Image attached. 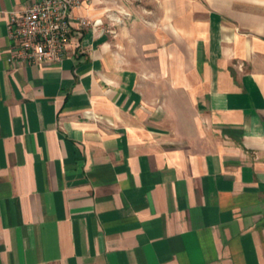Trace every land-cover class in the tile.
<instances>
[{"label":"crops","instance_id":"crops-1","mask_svg":"<svg viewBox=\"0 0 264 264\" xmlns=\"http://www.w3.org/2000/svg\"><path fill=\"white\" fill-rule=\"evenodd\" d=\"M33 2L0 0V264H264V0H84L60 65L12 57Z\"/></svg>","mask_w":264,"mask_h":264},{"label":"built area","instance_id":"built-area-1","mask_svg":"<svg viewBox=\"0 0 264 264\" xmlns=\"http://www.w3.org/2000/svg\"><path fill=\"white\" fill-rule=\"evenodd\" d=\"M84 0H34L25 10L12 12L8 22V35L13 41L12 57L37 64L60 65L68 55L74 37L71 11L81 7ZM99 21H95L97 25ZM89 25L86 18L79 19L81 29Z\"/></svg>","mask_w":264,"mask_h":264},{"label":"rangeland","instance_id":"rangeland-1","mask_svg":"<svg viewBox=\"0 0 264 264\" xmlns=\"http://www.w3.org/2000/svg\"><path fill=\"white\" fill-rule=\"evenodd\" d=\"M102 6L106 10L105 18H107L113 26L122 25L124 20L130 17L127 10L129 6L145 4L149 6L151 0H103ZM125 6V7H124ZM107 8V9H106Z\"/></svg>","mask_w":264,"mask_h":264}]
</instances>
